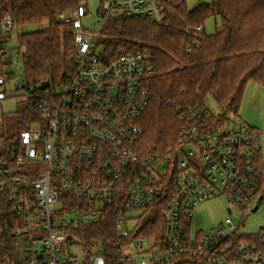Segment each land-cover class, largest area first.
Segmentation results:
<instances>
[{"label":"built area","instance_id":"1","mask_svg":"<svg viewBox=\"0 0 264 264\" xmlns=\"http://www.w3.org/2000/svg\"><path fill=\"white\" fill-rule=\"evenodd\" d=\"M100 1L93 27L83 23L89 9L60 14L74 25L75 70L38 95L21 76L22 50L5 59L1 40L15 19L0 16V105L23 89L37 96L39 113L26 129L9 133L0 107V195L17 219L12 245L21 264H105L102 247L89 251L79 234L112 204L121 205L117 235L131 237L116 252L121 264H264L243 238L250 233L240 230V221L264 203V166L255 162L262 134L242 120L235 128L217 127L208 107L186 104L178 110L176 148L145 149L140 117L151 93L144 79L155 72L156 58L144 50L108 59L100 36L106 21L121 14L163 24L165 7L161 0ZM219 196L229 215L208 231L193 229L196 205ZM156 198L153 210L164 202L163 237H132Z\"/></svg>","mask_w":264,"mask_h":264},{"label":"trees","instance_id":"2","mask_svg":"<svg viewBox=\"0 0 264 264\" xmlns=\"http://www.w3.org/2000/svg\"><path fill=\"white\" fill-rule=\"evenodd\" d=\"M161 1L166 12L163 24L148 17L121 14L113 17L110 25L105 24L100 40L108 59L132 51L154 54L156 70L144 79L151 98L140 117L144 130L141 143L147 150L166 151L178 144L180 107L206 106L205 100L211 95L221 107V112L213 115V124L221 127L229 120V113L238 114L249 82L264 88V0H208L193 10L188 9L186 0ZM80 6L81 0H0V16L11 14L17 25L48 23L47 29L18 36L30 91L55 88L74 72V25L61 21L60 14ZM212 17H219L220 25L214 33H208L205 23ZM201 25L202 30L193 29ZM19 111L20 131L38 117L37 96ZM255 162L264 166L263 149L257 151ZM157 201L159 198L142 215L141 227L132 237H163L164 202L153 210ZM120 210V204L107 206L99 221L84 227L81 237L89 251L102 247L105 264H121L116 252L131 238L116 233ZM0 225V263L21 264L12 245L17 219L8 198L1 195ZM243 238L264 255V228Z\"/></svg>","mask_w":264,"mask_h":264},{"label":"rangeland","instance_id":"3","mask_svg":"<svg viewBox=\"0 0 264 264\" xmlns=\"http://www.w3.org/2000/svg\"><path fill=\"white\" fill-rule=\"evenodd\" d=\"M208 0H186V5L189 10H193L199 5ZM82 9H89V14L87 17L83 18V23L86 26L93 27L94 21L97 19V12L101 8L100 0H81ZM113 17L109 18L106 23L110 25ZM217 25H220V18H210L205 23V28L208 33H214ZM48 23H33L24 26L14 24L13 29L4 34L1 40V44L7 54H5V59L9 62L17 56L19 52L18 36L24 32H32L42 29H47ZM103 32L100 39L103 38ZM6 40L5 42L3 41ZM22 78H24V68L21 70ZM16 80L13 79L14 83ZM24 90H20V94L13 98L7 99L2 102L0 107L2 108V113H4V119L6 121V128L9 133H15L18 131V122L20 121V109L24 108L29 103L31 96H27ZM33 95H38L35 93ZM205 105L213 113L221 112V107L215 101V99L209 95L205 100ZM229 120L224 125L225 129L235 128V126L242 120L247 125L255 127V129L262 134L263 140V151H264V88L255 82H249L243 97L241 106L239 108L238 114L229 113ZM1 117V113H0ZM228 202L225 196L214 197L205 201L200 202L196 205L193 215L192 227L195 230H210L214 225L221 222L226 216L229 215ZM139 211L132 212L133 215L138 214ZM232 217L237 221L241 217L240 212L235 208L234 213L231 214ZM140 216V215H139ZM130 227L134 226V222H129ZM264 228V203H262L256 212H250L248 216L240 221V230L245 233L256 234ZM1 229V225H0ZM84 231H81L79 236L80 239ZM76 246L75 253L81 255L84 252L82 241L78 242ZM97 261H93L95 264ZM2 264V263H0Z\"/></svg>","mask_w":264,"mask_h":264},{"label":"water","instance_id":"4","mask_svg":"<svg viewBox=\"0 0 264 264\" xmlns=\"http://www.w3.org/2000/svg\"><path fill=\"white\" fill-rule=\"evenodd\" d=\"M257 208H258V206L254 208V211H256Z\"/></svg>","mask_w":264,"mask_h":264}]
</instances>
